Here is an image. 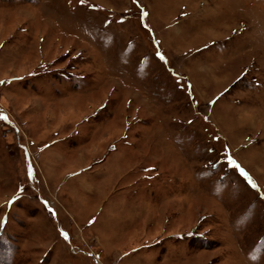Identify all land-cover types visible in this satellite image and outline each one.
<instances>
[{"label":"rangeland","instance_id":"1","mask_svg":"<svg viewBox=\"0 0 264 264\" xmlns=\"http://www.w3.org/2000/svg\"><path fill=\"white\" fill-rule=\"evenodd\" d=\"M0 264H264V0H0Z\"/></svg>","mask_w":264,"mask_h":264},{"label":"snow or ice","instance_id":"2","mask_svg":"<svg viewBox=\"0 0 264 264\" xmlns=\"http://www.w3.org/2000/svg\"><path fill=\"white\" fill-rule=\"evenodd\" d=\"M233 164H234V162H233Z\"/></svg>","mask_w":264,"mask_h":264}]
</instances>
